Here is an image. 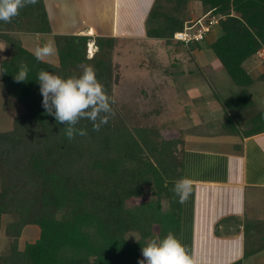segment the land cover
Masks as SVG:
<instances>
[{
	"label": "trees",
	"instance_id": "16d2710c",
	"mask_svg": "<svg viewBox=\"0 0 264 264\" xmlns=\"http://www.w3.org/2000/svg\"><path fill=\"white\" fill-rule=\"evenodd\" d=\"M192 2L200 3L201 17L215 18L221 29L207 45L230 80L220 87L214 77L208 79L223 113L220 134L244 139L264 133V106L256 109L251 98V88L264 83V72L254 78L245 67L264 50V0H155L146 37L185 47L173 37L189 22L187 7ZM20 34H51L43 0L20 9L11 23L0 21L6 50L1 82L24 109L12 129L0 133V228L2 217L8 218V243L0 264H138L147 240L171 231L181 242L182 204L172 189L183 176L184 136L204 135L202 127L178 129L172 138L162 137L155 128L128 127L113 97L112 59L118 39L53 35L58 59L54 65L37 60ZM89 41L95 51L88 58ZM187 46L191 52L200 43ZM22 63L28 66V81L17 82L14 77ZM88 64L114 101L112 114L99 131L81 119L75 127L87 135L69 140L64 125L42 107L36 78L41 69L64 78L78 76ZM140 197L146 199L127 206L128 200ZM249 223L244 221V257L259 250L254 241L248 246L253 229ZM27 226L37 227L39 236L19 250ZM257 233L264 239L263 228Z\"/></svg>",
	"mask_w": 264,
	"mask_h": 264
},
{
	"label": "crops",
	"instance_id": "0c3cea01",
	"mask_svg": "<svg viewBox=\"0 0 264 264\" xmlns=\"http://www.w3.org/2000/svg\"><path fill=\"white\" fill-rule=\"evenodd\" d=\"M43 1L51 27L48 39L52 40L53 35H88L122 41L147 38L145 25L155 0ZM190 5L189 22H193ZM214 27L205 38L209 43L217 36L210 39ZM2 50L5 59V44L0 39ZM1 52L0 63L4 60ZM212 57L211 54L214 62ZM245 67L254 78L262 74L264 50L247 61ZM262 89L264 83L251 88V98L258 110L264 102ZM211 96L210 113L206 119H200L199 125L195 124L202 127L204 135H185L183 139L182 178L192 181V190L182 204L181 243L197 264H264L263 246L244 257L247 239L244 221L264 225V133L244 139L221 135L223 113L212 92ZM236 145L238 149L234 148ZM254 231L250 229V237ZM258 238L254 239L253 247L261 240ZM250 239L248 246H252Z\"/></svg>",
	"mask_w": 264,
	"mask_h": 264
},
{
	"label": "rangeland",
	"instance_id": "374dc122",
	"mask_svg": "<svg viewBox=\"0 0 264 264\" xmlns=\"http://www.w3.org/2000/svg\"><path fill=\"white\" fill-rule=\"evenodd\" d=\"M190 4H192L190 11L193 12V22L205 17H201L203 10L200 3ZM188 8L189 5L187 10ZM148 25H145V29ZM214 26L210 39L221 32L219 27ZM18 37L23 46L32 53L38 46L52 42L43 35H22L21 37L18 35ZM209 42V39L202 41L199 49L189 52L188 46H168L161 41L150 40L144 36L134 40L118 41L112 59L115 81L113 97L120 112L125 113L124 117L128 127L155 128L162 137L172 138L178 134V129L183 131L192 128L200 122L201 118L206 119L212 108L210 105L213 103L210 79L214 77L218 83L225 85L228 82L230 84L220 63L214 57H212L214 59L212 62L211 53L207 49ZM94 51L92 41H89L87 57H91ZM1 53V60H3L5 52L2 50ZM42 60L57 64L56 51ZM262 104L264 106V102ZM23 111L22 106L5 92L0 76V133L10 131L12 121ZM145 199L144 197L130 199L127 201V206L140 204ZM162 207L165 209L167 204L162 202ZM7 220V216L1 219L0 253L5 251L8 243L4 235ZM246 221L249 223L250 220ZM249 224L253 226V231L255 226H257L256 230L257 228L264 229L262 222L251 221ZM257 232L258 230L251 236L252 242ZM38 236L37 227H25L18 241V249L23 250L26 243L35 242ZM134 236L131 234L130 238ZM255 245L258 248L264 247V239L256 241ZM142 259V254H140L139 260Z\"/></svg>",
	"mask_w": 264,
	"mask_h": 264
},
{
	"label": "clouds",
	"instance_id": "9594fccd",
	"mask_svg": "<svg viewBox=\"0 0 264 264\" xmlns=\"http://www.w3.org/2000/svg\"><path fill=\"white\" fill-rule=\"evenodd\" d=\"M36 2L37 0H0V21L11 23L19 15L20 9ZM55 51L54 42H47L36 48L34 56L37 60H42ZM28 71V66L22 63L14 79L17 82L28 81ZM36 80L40 86L42 107L47 114L54 116L58 124L64 125V133L69 140L76 135H87L84 129L75 127L81 119L89 120L94 131H99L108 122L114 101L98 81L92 65H83L78 76L67 78L41 69ZM191 190L192 181L187 177L177 180L172 189L181 204L187 201ZM141 252L143 259L138 264H197L171 231L163 238L147 240Z\"/></svg>",
	"mask_w": 264,
	"mask_h": 264
},
{
	"label": "built area",
	"instance_id": "2783aa9c",
	"mask_svg": "<svg viewBox=\"0 0 264 264\" xmlns=\"http://www.w3.org/2000/svg\"><path fill=\"white\" fill-rule=\"evenodd\" d=\"M207 19V20H206ZM217 23L214 18L207 16L195 22H186L183 30L174 34V41L182 43L184 46L191 42L201 43L210 33V28Z\"/></svg>",
	"mask_w": 264,
	"mask_h": 264
}]
</instances>
